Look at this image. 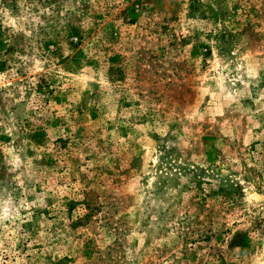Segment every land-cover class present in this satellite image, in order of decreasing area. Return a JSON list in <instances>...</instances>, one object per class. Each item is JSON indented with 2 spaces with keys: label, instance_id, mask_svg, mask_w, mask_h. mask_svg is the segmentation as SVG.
<instances>
[{
  "label": "rangeland",
  "instance_id": "rangeland-1",
  "mask_svg": "<svg viewBox=\"0 0 264 264\" xmlns=\"http://www.w3.org/2000/svg\"><path fill=\"white\" fill-rule=\"evenodd\" d=\"M0 264H264V0H0Z\"/></svg>",
  "mask_w": 264,
  "mask_h": 264
}]
</instances>
